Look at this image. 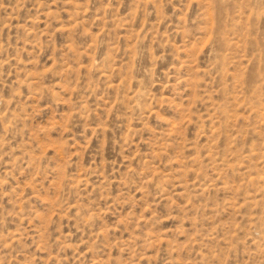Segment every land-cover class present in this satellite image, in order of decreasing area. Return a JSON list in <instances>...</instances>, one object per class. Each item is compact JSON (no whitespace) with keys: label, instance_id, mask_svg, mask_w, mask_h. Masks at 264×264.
Segmentation results:
<instances>
[{"label":"rangeland","instance_id":"374dc122","mask_svg":"<svg viewBox=\"0 0 264 264\" xmlns=\"http://www.w3.org/2000/svg\"><path fill=\"white\" fill-rule=\"evenodd\" d=\"M0 264H264V0H0Z\"/></svg>","mask_w":264,"mask_h":264}]
</instances>
